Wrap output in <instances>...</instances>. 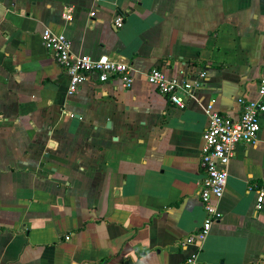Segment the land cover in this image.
Returning <instances> with one entry per match:
<instances>
[{"label": "crops", "instance_id": "crops-1", "mask_svg": "<svg viewBox=\"0 0 264 264\" xmlns=\"http://www.w3.org/2000/svg\"><path fill=\"white\" fill-rule=\"evenodd\" d=\"M45 28L131 65V88L88 79L69 95ZM263 63L264 0H0V264H181L194 250L197 264H264V115L235 148L219 220L182 245L205 218L201 105L238 117ZM154 66L204 72L198 101L172 106L146 81Z\"/></svg>", "mask_w": 264, "mask_h": 264}, {"label": "built area", "instance_id": "built-area-1", "mask_svg": "<svg viewBox=\"0 0 264 264\" xmlns=\"http://www.w3.org/2000/svg\"><path fill=\"white\" fill-rule=\"evenodd\" d=\"M94 13H91L93 15ZM69 18L68 14L64 15ZM115 25H122V17L115 18ZM42 40L57 63L69 77L68 94L76 93L88 79L94 82L107 83L119 79L126 89L131 88L134 75L128 63L111 59L106 55L98 58L89 55H76L71 51V42L63 34H56L50 29L42 31ZM149 85L167 98L169 103L184 109L189 101H198L196 90L204 81L205 73L200 72L194 79L178 81L169 78L159 67H151L145 73ZM241 111L238 117L223 114L213 105H201L207 122L202 134L203 145L200 151L199 164L202 171L200 182V200L205 218L197 235L188 236L182 241L183 246L197 245V241L206 236L211 226L220 218L216 203L222 198L228 166L238 144H253L258 139L260 120L264 115V63L257 82V99L240 97L237 99ZM264 202V191L257 190L256 209L261 210ZM198 250L187 255L181 264H197Z\"/></svg>", "mask_w": 264, "mask_h": 264}]
</instances>
